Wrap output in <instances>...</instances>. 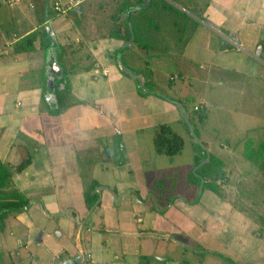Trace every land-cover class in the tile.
I'll return each mask as SVG.
<instances>
[{
	"label": "crops",
	"instance_id": "crops-1",
	"mask_svg": "<svg viewBox=\"0 0 264 264\" xmlns=\"http://www.w3.org/2000/svg\"><path fill=\"white\" fill-rule=\"evenodd\" d=\"M10 1L0 0V202L17 193L24 205L0 216V264H264L262 159L238 156L256 168L257 200L238 193L235 151L189 137L178 158L179 130L196 131L194 107L207 105L188 108V95L254 78L244 98H264V0H83L64 14L53 6L65 0ZM160 125L182 137L179 153L155 151ZM196 145L222 162L205 178L214 188L191 180L205 157Z\"/></svg>",
	"mask_w": 264,
	"mask_h": 264
},
{
	"label": "rangeland",
	"instance_id": "rangeland-1",
	"mask_svg": "<svg viewBox=\"0 0 264 264\" xmlns=\"http://www.w3.org/2000/svg\"><path fill=\"white\" fill-rule=\"evenodd\" d=\"M166 7H167V4H166ZM170 7H171V11H175L176 16L180 14L178 13V10L183 11L180 8H177V6L174 5L173 3H171ZM149 21H152V20L149 19ZM140 39L143 40L145 43H148L149 45H153L151 44L152 40L149 36L147 38L146 36H142L140 37ZM154 47H160L163 49L164 45L162 43V40L156 41V44L154 45ZM172 66L173 64H171L170 68L168 67L169 69L159 68L160 70L159 73H155V74L153 73V70L151 67H148L147 70L149 74H151V72L154 74V79L157 81V84H158L162 82L161 81L162 77L159 78L157 76H162L163 75L162 73L168 70L173 71L174 67L172 68ZM260 70L262 71V68ZM224 74H227V73H222V77H221L222 79L224 78ZM252 80H255V79L254 78L250 79V81H248L247 79V80H243L242 82L239 81L238 79H235L229 83L223 80L222 83L224 84H215L212 86L213 87L212 90H211V87H209L210 92L208 91L205 98H200V97L198 98L192 94L188 95V98H187L188 101L185 102L188 108L189 107L191 108L193 103H197L198 101L199 102H201L202 100L206 101L207 103L206 108L202 106V108L197 110V112L195 113L197 114V116L204 113L205 118L199 123L197 122V124L195 125L196 131L191 130L190 127H187L186 132H183L182 129L179 130L181 131L183 137H185L186 139V146L181 154V157H178V156L177 157L183 158L184 160L187 161L188 152H191L190 151L191 148L188 142L189 137L200 138L203 140L204 138L213 140L212 141L213 147L216 148L215 144L218 145L217 148L215 149V152L219 156L225 155V154L231 155V153L235 151L237 154L234 155L235 156L234 159H230L231 161L233 160L232 162H230V164L235 166L237 168L236 170H238L240 174L244 176L242 185L238 187L239 188L238 193L240 194V196L243 194V195H247L248 197H251L252 195V197H255L257 200H259L260 198L258 195V191L255 190L257 193H252V189L253 188L256 189V185L259 182V180L252 179V178L251 180L249 179L250 177H253L252 171H255L256 168L254 169V167L252 166L248 168L249 165L241 162L240 159L238 158V156H241L242 154L245 155L246 158H248L247 154L248 156H255V154L258 153V150L254 152V150L249 147L250 145H252L254 139L257 140L256 137H260V134L263 135L264 133L263 131L264 128L260 127L264 125V98L262 97L252 98L251 97L252 99L250 98L247 101V98H244V94H243L245 92L247 85L248 84L250 85ZM195 87H196V84H195ZM260 96H262V94ZM243 126L247 128H243ZM174 127L175 129H179L176 125H174L173 128ZM251 127L263 129V130L247 132V130ZM252 137L254 139H252ZM243 138H244V141L241 143L242 145H238L237 142H239ZM220 142H225L227 145V149H222V147L219 146ZM256 142L257 141H255V143ZM236 144L238 145L237 148L235 147ZM196 147L199 149L202 157L207 156L203 147L199 145H196ZM216 167L217 168H215L214 171L218 169V166ZM191 175H193L191 176L193 177L191 178V180L195 181L196 183L199 182V178L195 176V173L192 172ZM252 184H255V186L252 187ZM263 196L264 194L261 195L262 198H264ZM257 206H259L258 207L259 209L257 208L255 212L262 213L264 206H262L261 204H258ZM236 229H238V231ZM240 229L242 230V228ZM240 229L235 228L234 237L235 235L241 234ZM236 246H237V243L234 244L235 248Z\"/></svg>",
	"mask_w": 264,
	"mask_h": 264
},
{
	"label": "trees",
	"instance_id": "trees-1",
	"mask_svg": "<svg viewBox=\"0 0 264 264\" xmlns=\"http://www.w3.org/2000/svg\"><path fill=\"white\" fill-rule=\"evenodd\" d=\"M198 117H199V120L202 121L205 118V114L202 113ZM153 144H154L155 151L157 153L165 154V155H174V154L179 153L182 150L184 141L182 137L178 135L176 132H174L168 125H160L156 129V132L153 138ZM249 148L253 149L254 152L258 150V153H256L255 156H248L247 154V157H249L250 159L254 160L257 163H259V160L262 159L261 164L259 165L261 169L264 170V160H263L264 159V144L262 143L256 148L250 145ZM206 155L207 156L204 157V159L202 160H200L199 158L195 160V164H194V168L192 172L195 173V176L197 178H199V182L201 183V186L214 188L216 186L214 184L215 178H212L213 180H210L213 182H205V178L206 177L210 178L211 175L216 174L217 171H221L222 162L218 158L213 156L212 154L206 153ZM26 163L27 162H24L23 164L20 165V167H22V165ZM215 165L218 166V169L214 171V169L217 168ZM9 198L10 199L8 202L4 201L2 204L0 202V216L5 215L9 211H18L22 209L24 205V201L22 199L16 201V199H18L17 193H15L14 196L11 195ZM12 198L14 200H12Z\"/></svg>",
	"mask_w": 264,
	"mask_h": 264
},
{
	"label": "built area",
	"instance_id": "built-area-1",
	"mask_svg": "<svg viewBox=\"0 0 264 264\" xmlns=\"http://www.w3.org/2000/svg\"><path fill=\"white\" fill-rule=\"evenodd\" d=\"M12 1V0H11ZM9 2L10 5H12V2ZM83 0H65L63 2H55L53 9L55 12H57L58 14H64L66 13L68 10H71L75 7H77ZM202 106H195L194 110H199L201 109Z\"/></svg>",
	"mask_w": 264,
	"mask_h": 264
}]
</instances>
